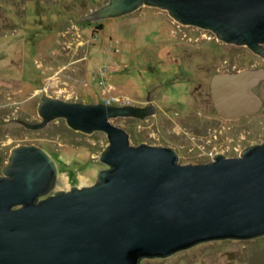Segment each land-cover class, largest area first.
I'll list each match as a JSON object with an SVG mask.
<instances>
[{
	"label": "water",
	"instance_id": "95a60500",
	"mask_svg": "<svg viewBox=\"0 0 264 264\" xmlns=\"http://www.w3.org/2000/svg\"><path fill=\"white\" fill-rule=\"evenodd\" d=\"M143 6L264 57V0H109L87 17L98 22ZM263 81V68L215 74L217 114L238 120L258 113ZM38 113L37 123L10 122L42 130L65 119L74 131L104 132L109 145L100 160L107 167L91 186L55 191L52 155L38 145L13 148L0 175V264H142L205 241L264 236V142L238 157L182 164L176 148L132 145L130 133L112 122L143 120L155 114L152 107L68 101L43 91Z\"/></svg>",
	"mask_w": 264,
	"mask_h": 264
},
{
	"label": "rangeland",
	"instance_id": "374dc122",
	"mask_svg": "<svg viewBox=\"0 0 264 264\" xmlns=\"http://www.w3.org/2000/svg\"><path fill=\"white\" fill-rule=\"evenodd\" d=\"M108 1L0 0V159L7 156L0 175L20 145H38L52 155L59 168L55 191L91 186L107 167L100 160L109 145L104 132H77L65 119L42 130L10 122L42 121L43 91L114 105L143 104L151 93L160 109L156 116L112 122L130 133L132 145L177 144L182 164L207 163L217 154L238 157L264 142V105L254 115L225 122L211 117L210 94L215 74L264 69L262 57L209 30L182 25L156 7L92 22L87 16ZM100 22L104 29L96 33ZM256 92L264 101V81ZM142 264H264V236L205 241Z\"/></svg>",
	"mask_w": 264,
	"mask_h": 264
},
{
	"label": "flooded vegetation",
	"instance_id": "af4514ba",
	"mask_svg": "<svg viewBox=\"0 0 264 264\" xmlns=\"http://www.w3.org/2000/svg\"><path fill=\"white\" fill-rule=\"evenodd\" d=\"M259 56L262 57V58L264 59L263 56H261V55H259ZM136 105H138V106H142V107H152V108L155 110V114H157L158 112H160V109H159L158 105L155 104V100H152V94H151V93H150L149 96L145 99V103H143V104H136ZM154 116H156V115H154ZM154 116H151V117H154ZM210 116H211V115H210ZM151 117H148L147 119H149V118H151ZM211 117L222 119V120L225 121V122L233 121V120H227V119H224V118L220 117V116L217 114V111H216L215 107H214V112L212 113V116H211ZM134 119L137 120L138 118H134ZM147 119H146V120H147ZM138 120H139V119H138ZM175 148L178 150L179 154H180V152L183 150V149H182L181 147H179L177 144L175 145ZM214 157H215V156H214ZM214 157H212V158H208L207 160H208V161H212V160L214 159ZM180 158H181V156H180Z\"/></svg>",
	"mask_w": 264,
	"mask_h": 264
},
{
	"label": "trees",
	"instance_id": "16d2710c",
	"mask_svg": "<svg viewBox=\"0 0 264 264\" xmlns=\"http://www.w3.org/2000/svg\"><path fill=\"white\" fill-rule=\"evenodd\" d=\"M103 29H104V25H103V23H102V22L98 23L97 26H96V30H97L96 33H98L100 30H103ZM1 151H2V150H1ZM2 156H3V154H2V152H1L0 158H1ZM6 157H7V156H5L4 159H0V163H1V164H2L3 161L6 159Z\"/></svg>",
	"mask_w": 264,
	"mask_h": 264
},
{
	"label": "built area",
	"instance_id": "2783aa9c",
	"mask_svg": "<svg viewBox=\"0 0 264 264\" xmlns=\"http://www.w3.org/2000/svg\"><path fill=\"white\" fill-rule=\"evenodd\" d=\"M112 102H114V100H112L111 102H107V104H113Z\"/></svg>",
	"mask_w": 264,
	"mask_h": 264
}]
</instances>
